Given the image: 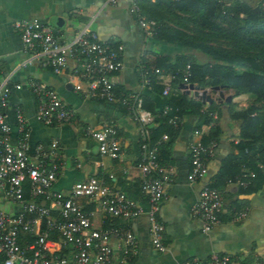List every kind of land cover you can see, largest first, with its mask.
Masks as SVG:
<instances>
[{
  "label": "crops",
  "instance_id": "0c3cea01",
  "mask_svg": "<svg viewBox=\"0 0 264 264\" xmlns=\"http://www.w3.org/2000/svg\"><path fill=\"white\" fill-rule=\"evenodd\" d=\"M132 1L141 7V15L153 34L154 27H170L192 34L195 25L202 24L193 20V16L200 13L196 8L175 7L169 0H117L115 5L105 8H102V0H0V76L11 73V82L22 85L19 90L11 91L10 107L5 111L7 122L13 124L11 108L19 106L29 127L30 152L35 145L48 150L52 140L58 142L62 169L52 185L54 192L66 195L74 182L92 176L138 204L142 213L134 220L110 222L95 211L91 216L92 230L110 225L130 230L136 241V254L122 264H182L192 259L206 261L211 253L227 255L236 264H251L256 258H264V96L257 97L243 84H238V91L232 86L217 85L223 97H230L226 103L217 102V93H209L211 104H202L185 95L178 88L181 83L171 77L172 68L181 63L182 66L213 64L212 60L197 49L183 47L176 39L170 41L163 35L159 39L145 37L129 13ZM215 1L225 7L254 12L260 3V0ZM30 18L49 25L63 41H68L83 24L90 22L99 40L120 44L122 68L111 76L117 92L137 90L141 63L149 73V84L142 90V107L153 117L150 138L151 143L157 145L159 162L172 175L165 189L166 198L155 211L161 226L163 252H157L150 244L148 206L140 188L139 171L135 168L139 155L135 124L119 104L88 100L71 89L67 81L75 65L73 60L67 61V67L60 74L32 66L17 68L23 51L18 32L12 25ZM239 18H244L242 13ZM57 20L61 23L59 28L55 25ZM240 43L244 47L251 45L246 41ZM248 52L254 53V49ZM219 64L224 66L220 76L227 83L233 76L247 71L243 66L226 68L225 64ZM212 73L219 76V72ZM29 79L42 82L58 94L73 113L70 124L46 127L36 121L33 96L24 87ZM210 80L209 76L204 77V89L213 87L206 85ZM164 89L167 94L162 96ZM170 99L178 103L179 109L178 116L175 115L177 127L172 131L163 125L158 113ZM198 103L202 106H196ZM207 112L212 113V117ZM104 123L113 124L117 132L119 152L115 158L99 155L96 143L83 136L86 127L98 130ZM193 141L201 144L214 141L216 148L206 162L203 178L188 184L187 144ZM244 171L251 175L250 184L236 188L232 179ZM206 184L221 193L223 206L218 224L202 234L200 222L191 215V208ZM16 209V205L0 199V211L13 215ZM238 211L242 215L233 220L234 212ZM68 253L65 251L64 255Z\"/></svg>",
  "mask_w": 264,
  "mask_h": 264
},
{
  "label": "built area",
  "instance_id": "2783aa9c",
  "mask_svg": "<svg viewBox=\"0 0 264 264\" xmlns=\"http://www.w3.org/2000/svg\"><path fill=\"white\" fill-rule=\"evenodd\" d=\"M116 2L102 0L101 5L105 8ZM259 6L264 9V0H260ZM129 13L134 16L144 36L151 37L152 29L134 1L130 4ZM92 20L93 17L90 22ZM90 22L83 24L68 41L61 40L56 30L37 18L14 22L12 26L18 32L23 51L17 68L32 66L60 74L67 67V61L73 60L75 65L67 81L71 89L88 100L117 103L127 112L137 129L139 155L135 168L139 171L140 188L148 206L146 218L150 244L157 252H163L161 226L155 211L166 198L165 189L171 183L172 175L159 162L157 145L152 144L150 138L153 117L142 107V90L148 86L150 75L141 63L137 90L117 92L111 76L122 68V46L99 40L91 30ZM189 71L186 64L171 77L175 79L179 75L180 83L188 86ZM21 87V84L11 82V73L0 76V199L17 206L13 215L0 211L1 264H122L129 260L135 256L137 248L130 230L114 225L92 230L91 216L95 211L110 222L116 219L130 221L140 216L142 209L124 194L113 191L92 176L74 182L66 195L52 190L62 169L58 142L52 140L48 150L35 145L30 152L29 127L21 108H11L13 124L6 119L11 91ZM24 87L33 96L34 118L41 125L49 127L72 122V111L54 90L33 79L27 80ZM204 90L211 93L209 89ZM166 94L167 90H162V96ZM169 111L165 105L161 115L165 116ZM207 113L212 117V113ZM176 121L173 115L167 119V124L176 128ZM83 136L96 143L99 155L117 157L119 140L113 124L104 123L98 130L86 127ZM215 148L214 141L187 144L188 184L203 178L206 162ZM250 177L244 171L234 177L232 183L236 188H245L250 184ZM222 206L223 197L216 188L206 184L199 190L191 215L200 222L202 234L218 224ZM241 215L239 211L234 212L233 220ZM65 251L69 253L64 255ZM182 264L236 262L227 255L211 253L206 261L192 259ZM251 264H264V258H256Z\"/></svg>",
  "mask_w": 264,
  "mask_h": 264
},
{
  "label": "trees",
  "instance_id": "16d2710c",
  "mask_svg": "<svg viewBox=\"0 0 264 264\" xmlns=\"http://www.w3.org/2000/svg\"><path fill=\"white\" fill-rule=\"evenodd\" d=\"M169 4L175 7L191 5L200 11L193 16V20L196 19L195 21L202 24L195 25L196 29L191 32L192 34H186L170 27L164 29L154 27V34H152V37L156 39L161 38L162 35L170 41L176 39L183 47L197 49L212 60L213 64L190 63L188 77L190 84L203 88L204 77L209 76L211 80L206 85L211 87L232 86L238 91L240 87L238 84H243V87H246L257 97L264 96V9L259 6L257 12L247 8L241 9L242 12H240L239 8L225 7L215 0H183L179 2L169 0ZM240 13L244 18H239ZM242 41L251 43L252 46L244 47L240 43ZM250 49H254V53L248 52ZM219 63L225 64L226 68L243 66L247 71L233 76L232 81L227 83L220 76L221 70L224 71V66L222 68ZM183 67L182 63L173 67L172 73ZM212 72H219V76L213 75ZM174 80L180 82L179 75ZM258 89H262V91L259 92ZM166 105L170 108L167 115H161L162 107L158 113L163 125L172 131L171 126L167 124V119L173 115L178 116V103L170 99ZM175 109L178 110L174 111Z\"/></svg>",
  "mask_w": 264,
  "mask_h": 264
},
{
  "label": "water",
  "instance_id": "95a60500",
  "mask_svg": "<svg viewBox=\"0 0 264 264\" xmlns=\"http://www.w3.org/2000/svg\"><path fill=\"white\" fill-rule=\"evenodd\" d=\"M55 25L59 28L61 26V23H60V20H57ZM178 88L180 90L183 91V93L185 95H189V96H192L198 100H200V102L202 104H211L212 103V98L210 97V94H208L204 88H199L197 86H194L192 84H189L188 86H185L183 84H179ZM201 91V93L199 94L198 92ZM219 91V87L215 86V87H212L210 89V92L211 93H217V102H229L230 101V97L226 96V97H223V95L221 93L218 92Z\"/></svg>",
  "mask_w": 264,
  "mask_h": 264
},
{
  "label": "rangeland",
  "instance_id": "374dc122",
  "mask_svg": "<svg viewBox=\"0 0 264 264\" xmlns=\"http://www.w3.org/2000/svg\"><path fill=\"white\" fill-rule=\"evenodd\" d=\"M140 9H141V7H140ZM141 10H142V9H141ZM91 30H92V28H91ZM196 106H202V105L198 103V104H196Z\"/></svg>",
  "mask_w": 264,
  "mask_h": 264
}]
</instances>
